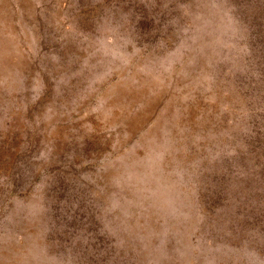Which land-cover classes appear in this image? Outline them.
<instances>
[{
    "label": "rangeland",
    "instance_id": "rangeland-1",
    "mask_svg": "<svg viewBox=\"0 0 264 264\" xmlns=\"http://www.w3.org/2000/svg\"><path fill=\"white\" fill-rule=\"evenodd\" d=\"M0 15V264H264V0Z\"/></svg>",
    "mask_w": 264,
    "mask_h": 264
},
{
    "label": "bare ground",
    "instance_id": "bare-ground-1",
    "mask_svg": "<svg viewBox=\"0 0 264 264\" xmlns=\"http://www.w3.org/2000/svg\"><path fill=\"white\" fill-rule=\"evenodd\" d=\"M1 10H2V9H1ZM2 11H3V10H2ZM1 13H2V12H1ZM6 15H7V14H6ZM0 16H1V15H0ZM1 17H2V16H1ZM10 17H11V15H10ZM17 18H18V17H17ZM2 20H3V19H2ZM4 21H6L5 18H4ZM7 23H8V22H7ZM7 23H6V24H7ZM3 25H4V23H3ZM8 25H9V24H8ZM0 26H2V25H0ZM5 26H6V25H5ZM3 27H4V26H3ZM9 27H10V26H9ZM21 27H22V26H21ZM6 28H7V27H6ZM22 29H23V28H22ZM3 30H4V28H3ZM8 30H9V29H8ZM10 30H11V29H10ZM1 31H2V30H1ZM10 33H11V32H10ZM2 34H3V33H2ZM4 36H5V34H4ZM7 36H8V35H7ZM19 37H20V36H19ZM4 38H5V37H4ZM9 38H10V37H9ZM7 39H8V38H7ZM16 40H17V39H16ZM11 42H12V41H11ZM19 42H20V41H19ZM22 42H23V41H22ZM13 43H15V42H13ZM20 43H21V42H20ZM20 45H21V44H20ZM25 46H26V45H25ZM28 46H29V45H28ZM28 46H27V47H28ZM17 49H18V48H17ZM22 52H23V51H22ZM28 55H29V54H28ZM24 58H25V55H24ZM23 62H24V61H23ZM25 62H26V61H25ZM24 65H25V64H24ZM2 66H3V65H2ZM7 67H8V66H7ZM23 67H24V66H23ZM5 68H6V67H5ZM22 69H23V68H22ZM40 80H41V79H40ZM43 82H44V81H43ZM14 86H15V84H14ZM14 86H13V87H14ZM13 89H14V88H13ZM14 94H15V93H14ZM170 160H171V159H170ZM143 163H144V162H143ZM157 165H158V164H157ZM156 167H158V166H156ZM156 167H155V168H156ZM159 167H160V166H159ZM154 172H155V171H154ZM155 175H156V174H155ZM156 177H157V176H156ZM32 200H33V199H32ZM164 200H165V199H164ZM123 201H125V200H123ZM168 201H169V200H168ZM166 202H167V201H166ZM36 203H37V201H36ZM167 203H168V202H167ZM37 204H38V203H37ZM38 206H40V205L38 204ZM125 207H126V206H125ZM128 207H129V206H128ZM128 207H127V208H128ZM130 207H131V206H130ZM20 226H21V225H20ZM18 227H19V226H18ZM136 228H137V227H136ZM150 229H151V228H150ZM9 236H10V235H9ZM9 238H10V237H9ZM32 243H33V242H32ZM34 243H36V242H34ZM147 243H148V242H147ZM2 244H3V243H2ZM28 244H30V243H28ZM149 244H150V243H149ZM21 245H22V244H21ZM21 245H20V246H21ZM23 245H24V244H23ZM145 245H146V244H145ZM147 245H148V244H147ZM10 246H11V245H10ZM29 246H30V245H29ZM26 247H27V246H26ZM31 247H33V246H31ZM36 247H37V246H36ZM16 248H17V246H16ZM38 249H39V248H38ZM30 250H31V249H30ZM16 252H17V251H16ZM29 254H30V253H29ZM29 254H28V255H29ZM6 258H7V257H6ZM25 260H26V259H25ZM7 261H9V260H7ZM22 261H23V260H22ZM13 263H15V262H13Z\"/></svg>",
    "mask_w": 264,
    "mask_h": 264
}]
</instances>
